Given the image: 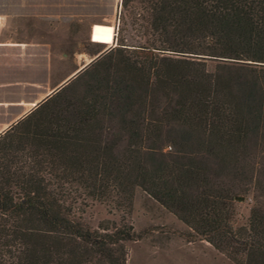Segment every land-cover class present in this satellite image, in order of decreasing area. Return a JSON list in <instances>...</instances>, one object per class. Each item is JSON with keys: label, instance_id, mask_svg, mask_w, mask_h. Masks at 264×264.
Instances as JSON below:
<instances>
[{"label": "trees", "instance_id": "trees-1", "mask_svg": "<svg viewBox=\"0 0 264 264\" xmlns=\"http://www.w3.org/2000/svg\"><path fill=\"white\" fill-rule=\"evenodd\" d=\"M118 7L113 47L0 133V264H125L135 190L230 263L264 264V0ZM93 203L118 221L89 228Z\"/></svg>", "mask_w": 264, "mask_h": 264}, {"label": "crops", "instance_id": "crops-1", "mask_svg": "<svg viewBox=\"0 0 264 264\" xmlns=\"http://www.w3.org/2000/svg\"><path fill=\"white\" fill-rule=\"evenodd\" d=\"M32 1L0 0V133L69 80L77 69L67 68L84 57L77 53L76 15L62 13L60 0H35L42 8ZM117 4L115 0L109 13L99 16L106 23L88 25L89 45L103 46L90 41L94 25L110 27L112 37Z\"/></svg>", "mask_w": 264, "mask_h": 264}, {"label": "rangeland", "instance_id": "rangeland-1", "mask_svg": "<svg viewBox=\"0 0 264 264\" xmlns=\"http://www.w3.org/2000/svg\"><path fill=\"white\" fill-rule=\"evenodd\" d=\"M34 1H32L34 7H43L44 4ZM114 4L115 0H60V11L75 14L77 17L75 26L77 53L84 54L83 59L78 56L76 65L68 67V70L82 67L83 63L96 53L104 51L102 53L104 54L111 48L109 46L113 47V35L110 37L109 34L110 27L92 26L90 41L102 44L104 47L89 45L86 33L91 22L106 23V20L99 16L109 13ZM119 12L120 9H117L116 15ZM125 28L126 32L123 35L126 43L133 44L136 40L135 31L128 25ZM62 53L65 51L62 50ZM207 65L210 67L212 63L207 62ZM63 69L66 68L62 67V73ZM252 203L251 194L235 202L234 226L245 223ZM120 215L104 205L93 203L83 210L82 219L89 228L93 229L100 221H118ZM124 217L132 226L137 238L125 245L127 252L125 264H232L205 242L190 239L184 225L139 190L134 191L130 210Z\"/></svg>", "mask_w": 264, "mask_h": 264}, {"label": "water", "instance_id": "water-1", "mask_svg": "<svg viewBox=\"0 0 264 264\" xmlns=\"http://www.w3.org/2000/svg\"><path fill=\"white\" fill-rule=\"evenodd\" d=\"M117 9H118V4H117ZM103 52H104V51H103ZM103 52L99 53V54L96 55L94 58H92V59L90 60V62H88V63L82 65V67L78 68V69L76 70V72L73 74V76H72L69 80L63 82L62 85H61L59 88L63 87V86L66 85L69 81H71V80H72L75 76H77V75H78L83 69H85V68H86L91 62H93V61L96 60L99 56H101ZM59 88H58V89H59ZM58 89H57V90H58Z\"/></svg>", "mask_w": 264, "mask_h": 264}]
</instances>
